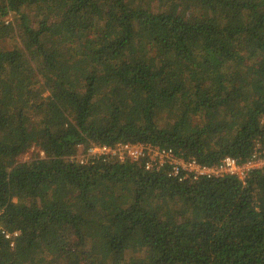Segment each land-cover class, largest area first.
<instances>
[{"label": "trees", "instance_id": "obj_1", "mask_svg": "<svg viewBox=\"0 0 264 264\" xmlns=\"http://www.w3.org/2000/svg\"><path fill=\"white\" fill-rule=\"evenodd\" d=\"M263 136L264 0H0V264H264V170L74 156L213 164Z\"/></svg>", "mask_w": 264, "mask_h": 264}, {"label": "built area", "instance_id": "obj_2", "mask_svg": "<svg viewBox=\"0 0 264 264\" xmlns=\"http://www.w3.org/2000/svg\"><path fill=\"white\" fill-rule=\"evenodd\" d=\"M88 152L91 158L88 161L79 158L80 163L92 162L100 157L107 159L127 154L134 161L144 160L146 169L168 167L169 176L176 177L180 181L197 180L201 177L213 178L233 175L242 182H246L252 171L264 170V136L256 140L252 154L248 158L241 159L226 155L213 164L203 163L193 156H183L173 148L142 142L121 141L114 145L97 143L92 144ZM17 234L18 232L14 235ZM14 235L6 232L7 238L12 239Z\"/></svg>", "mask_w": 264, "mask_h": 264}, {"label": "rangeland", "instance_id": "obj_3", "mask_svg": "<svg viewBox=\"0 0 264 264\" xmlns=\"http://www.w3.org/2000/svg\"><path fill=\"white\" fill-rule=\"evenodd\" d=\"M91 146V145H90ZM89 146V147H90ZM84 149V147L82 145L79 146V150L77 152V154H75L74 156L79 159L82 158L85 161H88L91 158V155L88 152V149ZM36 152L35 148L30 149L28 152L24 153L23 155L20 156L19 160L20 161H25V160H29L32 158V155ZM41 155L43 156V153L41 152Z\"/></svg>", "mask_w": 264, "mask_h": 264}]
</instances>
